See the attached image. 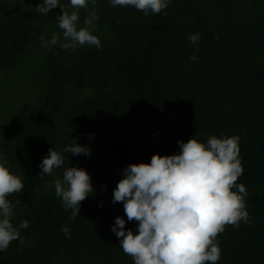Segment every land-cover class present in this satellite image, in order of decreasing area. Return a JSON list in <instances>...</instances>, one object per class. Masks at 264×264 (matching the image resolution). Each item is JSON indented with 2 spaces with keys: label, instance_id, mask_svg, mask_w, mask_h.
<instances>
[{
  "label": "trees",
  "instance_id": "16d2710c",
  "mask_svg": "<svg viewBox=\"0 0 264 264\" xmlns=\"http://www.w3.org/2000/svg\"><path fill=\"white\" fill-rule=\"evenodd\" d=\"M40 3L0 0V153L23 184L6 197L11 221H28L23 243L13 240L0 264H133L110 230L118 216L134 234L138 223L112 202L121 171L177 154L178 141L233 135L243 168L235 183L248 192L250 223L218 233L216 264H264V0H171L148 15L96 0L88 11L99 16L92 31L101 47L75 50L42 46L41 36L61 30L62 12L40 15ZM78 11L83 25L87 11ZM195 33L196 47L187 39ZM74 143L90 156L63 151ZM49 148L63 164L42 179ZM72 166L93 185L74 219L53 185Z\"/></svg>",
  "mask_w": 264,
  "mask_h": 264
},
{
  "label": "clouds",
  "instance_id": "9594fccd",
  "mask_svg": "<svg viewBox=\"0 0 264 264\" xmlns=\"http://www.w3.org/2000/svg\"><path fill=\"white\" fill-rule=\"evenodd\" d=\"M171 0H109L113 7L131 6L145 15L161 13ZM73 11L65 10L59 0H42L35 12L47 15L59 6L57 16L62 34L53 33L42 46L55 45L75 50L84 44L101 47L99 38L93 34V26L99 19L88 5L96 0H68ZM87 16L83 27H77L79 9ZM200 34H190L187 39L197 46ZM198 50V49H197ZM195 61V55L189 57ZM90 138H92L90 136ZM177 154L160 156L154 154L149 163L129 164L122 171V178L113 190L112 202H121L127 221H136L135 234L126 229V220L116 217L111 231L119 238V246L131 256L133 264H216L220 259L218 233L225 225L239 226L240 221L250 223L246 210L248 192L243 184H236L243 168L239 159V137L209 136L206 143L190 138L178 141ZM64 152L72 155L90 156L88 146L77 143L66 146ZM7 161L0 153V252L5 251L13 240L20 239V230L28 227L23 220L14 226V205L6 198L23 189L21 179L12 174ZM63 157L53 148L42 159L40 177L60 168ZM55 195L61 199L70 219L79 215L80 202L93 193L89 174L83 168L67 167L62 179L53 180ZM232 189H235L233 191ZM18 203V202H17ZM65 238H70V229L61 228Z\"/></svg>",
  "mask_w": 264,
  "mask_h": 264
},
{
  "label": "rangeland",
  "instance_id": "374dc122",
  "mask_svg": "<svg viewBox=\"0 0 264 264\" xmlns=\"http://www.w3.org/2000/svg\"><path fill=\"white\" fill-rule=\"evenodd\" d=\"M77 27H78V28H79V27H83V25L79 23V20H78V22H77ZM54 33H57L58 35H60V34H62V30H60L59 32L56 30ZM52 34H53V33H51V35H52ZM58 47H60V45H59ZM0 76H1V75H0ZM0 86H4V84H0Z\"/></svg>",
  "mask_w": 264,
  "mask_h": 264
}]
</instances>
